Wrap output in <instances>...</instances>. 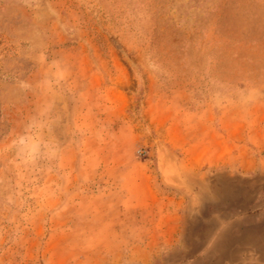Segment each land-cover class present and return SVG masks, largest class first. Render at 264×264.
<instances>
[{"label":"rangeland","instance_id":"374dc122","mask_svg":"<svg viewBox=\"0 0 264 264\" xmlns=\"http://www.w3.org/2000/svg\"><path fill=\"white\" fill-rule=\"evenodd\" d=\"M261 154L264 0H0V264H203L182 221Z\"/></svg>","mask_w":264,"mask_h":264},{"label":"crops","instance_id":"0c3cea01","mask_svg":"<svg viewBox=\"0 0 264 264\" xmlns=\"http://www.w3.org/2000/svg\"><path fill=\"white\" fill-rule=\"evenodd\" d=\"M242 164L220 175L213 197H204L196 217L182 221L181 250L172 258L264 264V154L246 156Z\"/></svg>","mask_w":264,"mask_h":264}]
</instances>
